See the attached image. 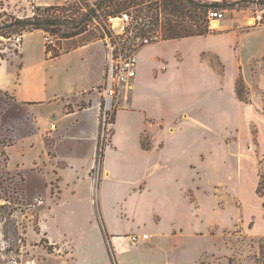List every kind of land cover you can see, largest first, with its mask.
<instances>
[{"label": "crops", "instance_id": "crops-1", "mask_svg": "<svg viewBox=\"0 0 264 264\" xmlns=\"http://www.w3.org/2000/svg\"><path fill=\"white\" fill-rule=\"evenodd\" d=\"M49 1L0 3L6 7L31 3L45 7L52 5ZM236 22L226 21L206 36L161 41L140 49L137 76L121 92L101 164L97 158L103 95L97 88L105 78L106 43L94 41L51 58L45 33L38 30L23 36L18 56L2 57L0 53V91L26 108L27 116L33 118L27 119L28 124H34L35 136L42 141L38 155L41 164L35 166L37 173L44 175L45 191L38 200L42 206L36 233L54 247L59 258L65 256L74 264L80 263V258L85 264H113V253L120 264L119 256L139 248L129 236L146 233L152 236L142 243L147 253L162 243H170L165 259L151 253L152 257L132 256V264H176L169 255L180 252L181 238L186 235L180 200L187 199L190 204L192 227L203 223L207 209L217 211L206 206L203 199L206 194L216 195L219 181L213 187L203 186L196 178L188 182L176 166L188 163L196 168L198 162L214 157L218 160L219 147L223 154L221 167L234 166V156H230L233 153L228 145L220 143L223 132L229 134L235 114L240 111H247L248 117L258 115L249 93L247 101L238 96L237 83L241 79L247 87L245 79L247 83L252 61L264 58V26L243 32ZM37 35L38 40L33 39ZM213 39L226 46L199 44ZM230 58L236 74L228 82L226 67ZM215 59L224 65L223 74ZM15 64L21 65L20 71ZM214 72L219 89L214 88ZM259 79L264 90V77ZM227 87L234 106L232 115L218 106V95L224 97ZM218 111H223L221 122L227 123L215 146L209 134L216 132ZM262 123L260 133L264 134V119ZM183 125H188L186 131L190 132L183 134ZM216 126L218 131L219 124ZM181 135H185L183 140ZM168 139L175 143L170 145ZM67 146L70 155L64 154ZM258 187L259 184L257 190ZM216 225L213 222L208 231H203L209 232ZM190 231L194 236H203L197 227Z\"/></svg>", "mask_w": 264, "mask_h": 264}, {"label": "rangeland", "instance_id": "rangeland-1", "mask_svg": "<svg viewBox=\"0 0 264 264\" xmlns=\"http://www.w3.org/2000/svg\"><path fill=\"white\" fill-rule=\"evenodd\" d=\"M68 1L50 0L49 2L52 5H63ZM45 7H41V9ZM248 7L227 9L225 19L216 28L211 24V29L219 30L222 23L232 19L237 20L236 25L241 26L240 31L243 32L264 26V6L249 4ZM37 9L38 6L35 3L28 4L25 7H6L0 3V26L11 21L8 16L13 15L21 19L32 17ZM132 12V17L129 16L128 21L107 22L111 33L115 35L121 47L124 46L122 45L124 43L125 46H130L132 42H138L141 39V37H136L138 35V30L135 28L137 24H146L148 30L153 28L150 19L147 18L151 13L148 14L145 10L141 11V8ZM257 17L260 19H254ZM128 27H130V33L126 31ZM1 33L5 34L6 31L0 30V53L4 54L5 57L18 56L19 49L15 46V37L19 34L10 33L4 37ZM44 33L47 37L51 36L54 43L58 45L57 36ZM25 34L28 33H23L22 36ZM94 35L97 37L98 34L95 32L86 33L82 38L77 39V43L92 42ZM38 38L37 35L33 39L38 40ZM61 43V49H67L72 47L76 41H63ZM199 44L203 47L226 46L217 39L201 41ZM215 63L219 73L223 74L224 65L216 59ZM15 65L20 71L21 65ZM214 74V88L219 89L216 86L217 72H214ZM235 74L236 67L232 58H230L226 67L228 82ZM260 76L264 77V58L252 61L251 73L247 83L245 79L246 92L249 93L248 98L250 103L259 111L258 115L255 118L248 117L247 111L243 113L239 109L240 106L241 108L245 106L238 103L240 106L236 105L235 109L240 113L235 114L234 125L231 129L229 128V134L226 131L223 132L220 142V133L225 129L223 124L227 123L221 122L224 118L220 116V113L223 111H218V119L215 117L216 132L212 135L209 134V139H213L215 146L219 142L225 146L228 145L230 154L233 153L230 155L231 158L234 156V166L231 165L230 168H228L229 166L226 168L221 167L223 154L220 147L218 160L214 157L213 160L198 162L196 168H191L188 163L176 166L188 182L196 178L198 182L203 183V186L213 187L219 181L214 190L218 197L214 199L216 195L212 197L206 194L207 198L203 199L206 206H210L211 209L214 207L217 211L207 209L203 223L198 224L196 227L201 231L204 229L208 231L213 222L217 225L209 232L203 231V236H194L193 232L190 231V229L194 230L196 228L190 224L193 217H191L192 209L187 199L180 200L179 208L186 235L181 238L180 252L173 251L169 255L170 259L176 264H196V259L200 255L197 264H257L255 256L259 253V242L264 237V197L261 198L256 193L261 176L264 174V134L263 132L260 133L262 131V120L264 119V90H262L259 83ZM228 85L230 87L231 84ZM229 87L226 88L227 93L224 97L220 98L218 95V106L232 115L234 106L230 92H228ZM98 89L101 92L100 87ZM120 100L121 98L118 103ZM117 109L118 105L111 114L113 122ZM28 118L33 121V118L27 116L24 106L16 103L9 95L0 91V198H2L0 199V264H74L72 261L67 262L65 256L64 259L59 258L54 247L45 242L43 237L39 238L36 233L38 211L42 206L39 205L38 200L41 193L45 191V179L44 175L37 173V167L35 166L39 162L41 164L38 155L42 141L35 136V126L31 123L28 124ZM217 123L219 124L218 131ZM188 127V125L182 126V129H184L183 134L184 132H190L186 131ZM111 134L112 128L110 130ZM28 136L30 137L27 138ZM181 137L183 140L185 135H181ZM192 137L195 136L192 135ZM100 140L99 151L103 153L106 142L103 143L102 139ZM168 143L173 145L175 140L168 139ZM190 143L189 140L187 145ZM64 154H71L69 146L65 148ZM6 158L9 159L8 165H6ZM51 188L53 191L56 189L54 186ZM14 189H17V192ZM6 199L9 201L6 202ZM190 200L192 203L195 201L193 196ZM211 204H214V206H211ZM199 206L201 207V205ZM138 245V249L119 256L120 264H132V256H136L138 259L152 257L149 256L151 253H155V258L164 260L170 243H162L156 250L149 253L142 247V244ZM67 250L69 252V249ZM80 259V263L75 264H85L83 259ZM98 264L101 263L98 262Z\"/></svg>", "mask_w": 264, "mask_h": 264}, {"label": "trees", "instance_id": "trees-1", "mask_svg": "<svg viewBox=\"0 0 264 264\" xmlns=\"http://www.w3.org/2000/svg\"><path fill=\"white\" fill-rule=\"evenodd\" d=\"M249 4L264 6V0H241L235 2L229 0L220 2L205 0H96L94 2L89 0H69L63 5H51L44 9L38 7L37 12L32 17L21 19L13 15L8 16L11 21L3 23L0 26V30L6 31L5 34L1 33L4 37L10 33L23 35V33H33L38 30L57 36L58 45L56 44L55 47L47 45V54L51 58H57L62 53L91 43H77V39L82 38L86 33L95 32L98 34L97 37L94 35L92 42L104 40L106 34L111 36L112 33L108 28L109 24H107L109 19L111 17H122L124 14L132 17V11L139 8H141V11L145 10L148 14L151 13L147 18L150 19L153 28L148 30L146 24H137L135 26L136 30H138L136 37L145 39L158 36L160 41H167L212 34L213 30L208 19V13L211 9L231 10L236 7H248ZM137 15L141 18L139 14ZM126 31L130 33V27ZM152 31L154 32L152 33ZM63 41H76V43H73L74 45L70 48L61 49V42ZM135 43L132 42L130 47L135 45ZM122 45H124L123 48L127 47L125 43ZM1 56L4 57L2 54ZM237 94L241 100H248L246 87L241 79L237 83ZM103 157L104 153L98 151L99 162L103 161ZM8 161L9 159L6 158V165H8ZM14 190L17 192V189ZM257 193L261 196L264 195V174L261 176ZM5 201L9 200L6 199ZM111 254L113 264H118L113 253ZM255 261L257 264H264V237L259 242V253L255 256Z\"/></svg>", "mask_w": 264, "mask_h": 264}, {"label": "built area", "instance_id": "built-area-1", "mask_svg": "<svg viewBox=\"0 0 264 264\" xmlns=\"http://www.w3.org/2000/svg\"><path fill=\"white\" fill-rule=\"evenodd\" d=\"M226 13L227 10L224 9H211L208 13V19L210 20L211 24L213 22H220L221 20L225 19ZM118 20L121 22L128 21L129 16L124 14L122 17L118 18L111 17L108 22L114 23ZM113 39L116 40V37L113 33L111 36L106 34L104 39L107 46L105 78L102 84L99 86L101 89V94L103 95L100 138L102 139L103 143L106 142L105 147L109 145L111 137L110 130L113 128L114 123L111 119V114H113L114 110L116 109V105H118V100L120 99L123 88L129 86L137 76L140 49L146 45L160 42V38L155 36L152 38L140 39L135 43V45L123 48ZM46 44L50 47L56 46L51 36H46ZM22 45L23 36L17 35L15 37V46L20 50ZM101 163L102 162L98 161V164ZM151 238L152 236L146 233L132 234L129 236L130 242L133 245L148 242L151 240Z\"/></svg>", "mask_w": 264, "mask_h": 264}, {"label": "bare ground", "instance_id": "bare-ground-1", "mask_svg": "<svg viewBox=\"0 0 264 264\" xmlns=\"http://www.w3.org/2000/svg\"><path fill=\"white\" fill-rule=\"evenodd\" d=\"M212 25H213L214 28H216L219 25V22H213Z\"/></svg>", "mask_w": 264, "mask_h": 264}]
</instances>
